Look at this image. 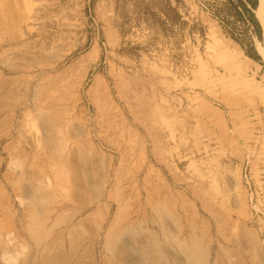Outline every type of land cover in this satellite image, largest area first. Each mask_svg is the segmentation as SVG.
<instances>
[{
	"label": "rangeland",
	"instance_id": "obj_1",
	"mask_svg": "<svg viewBox=\"0 0 264 264\" xmlns=\"http://www.w3.org/2000/svg\"><path fill=\"white\" fill-rule=\"evenodd\" d=\"M221 4L0 0V264H264L263 31Z\"/></svg>",
	"mask_w": 264,
	"mask_h": 264
},
{
	"label": "trees",
	"instance_id": "obj_2",
	"mask_svg": "<svg viewBox=\"0 0 264 264\" xmlns=\"http://www.w3.org/2000/svg\"><path fill=\"white\" fill-rule=\"evenodd\" d=\"M221 5L222 8L217 10L220 17L218 14L217 18L220 20V23H225L228 26L229 36L233 41L238 43L243 49L244 37H240L241 34L248 37L247 34L252 32L256 38L260 40L261 29L254 16V11L257 9L258 5L257 0H222ZM230 18L233 22H229ZM235 24L238 26H235ZM251 48L252 50H255L252 44ZM248 57L251 60L260 63V58L256 53L255 55Z\"/></svg>",
	"mask_w": 264,
	"mask_h": 264
},
{
	"label": "bare ground",
	"instance_id": "obj_3",
	"mask_svg": "<svg viewBox=\"0 0 264 264\" xmlns=\"http://www.w3.org/2000/svg\"><path fill=\"white\" fill-rule=\"evenodd\" d=\"M255 15H256L257 21L259 22V24H260V26L262 28L263 39H264V0H258V8L255 11Z\"/></svg>",
	"mask_w": 264,
	"mask_h": 264
}]
</instances>
